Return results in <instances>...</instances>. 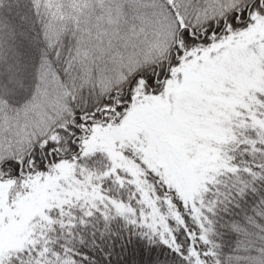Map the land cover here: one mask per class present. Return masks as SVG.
Listing matches in <instances>:
<instances>
[{"label":"snow or ice","instance_id":"1","mask_svg":"<svg viewBox=\"0 0 264 264\" xmlns=\"http://www.w3.org/2000/svg\"><path fill=\"white\" fill-rule=\"evenodd\" d=\"M0 18V264H264V0Z\"/></svg>","mask_w":264,"mask_h":264},{"label":"trees","instance_id":"2","mask_svg":"<svg viewBox=\"0 0 264 264\" xmlns=\"http://www.w3.org/2000/svg\"><path fill=\"white\" fill-rule=\"evenodd\" d=\"M0 19H2V18H0Z\"/></svg>","mask_w":264,"mask_h":264}]
</instances>
